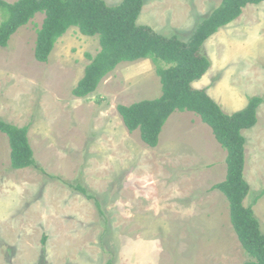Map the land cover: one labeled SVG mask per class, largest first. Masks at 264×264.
Here are the masks:
<instances>
[{
    "label": "rangeland",
    "instance_id": "374dc122",
    "mask_svg": "<svg viewBox=\"0 0 264 264\" xmlns=\"http://www.w3.org/2000/svg\"><path fill=\"white\" fill-rule=\"evenodd\" d=\"M222 1L145 0L139 24L187 41ZM44 19L37 15L0 46V119L29 125L39 167L84 185L105 215L38 169H11L8 137L0 132V264H245L229 202L213 190L226 179L228 153L212 129L193 112H175L158 147H149L139 130L128 131L117 107L161 96L153 61L121 63L94 93L76 97L99 38L71 28L40 63L35 47ZM203 53L212 65L196 83L223 112L243 110L250 96L264 98V2L248 5ZM242 133L249 207L264 190V104L257 125ZM253 210L264 233V194Z\"/></svg>",
    "mask_w": 264,
    "mask_h": 264
},
{
    "label": "trees",
    "instance_id": "16d2710c",
    "mask_svg": "<svg viewBox=\"0 0 264 264\" xmlns=\"http://www.w3.org/2000/svg\"><path fill=\"white\" fill-rule=\"evenodd\" d=\"M264 0H223L193 32L189 40L179 36H164L154 28L139 24L145 0H123L110 6L105 0H18L9 3L0 0V46L8 47L11 38L19 29L28 25L37 15L45 16L37 32L35 58L48 63L57 44L69 29L76 28L83 36L98 37L100 51L85 70L83 79L73 90L79 98L94 93L101 81L124 62L149 59L156 66L162 94L159 98L143 100L130 106L119 105L117 110L130 133L140 131L142 141L157 148L163 128L175 112H193L208 125L227 153L226 179L213 187L227 198L230 218L237 237L249 260L245 264H264V233L253 206L263 196L264 190L249 207L244 202L251 194L245 179L246 138L244 130L258 123V110L264 98L253 96L245 109L231 115L209 96L206 90L193 88L210 70V59L203 53L204 44L221 28L230 25L244 12L248 5H259ZM30 126L18 127L0 119V132L8 137L11 148L10 166L13 170L39 167L29 139ZM66 184L94 200L100 214L104 211L95 195L80 183ZM47 237H44V243ZM105 264H112L108 260Z\"/></svg>",
    "mask_w": 264,
    "mask_h": 264
},
{
    "label": "crops",
    "instance_id": "0c3cea01",
    "mask_svg": "<svg viewBox=\"0 0 264 264\" xmlns=\"http://www.w3.org/2000/svg\"><path fill=\"white\" fill-rule=\"evenodd\" d=\"M196 82H198V81H196ZM196 82H194L193 83V88H195V89H198V90H206L207 91V88H206V85L205 84H203V83H196ZM207 93L209 94V96L211 97V98H213L212 96H211V94H210V92L209 91H207ZM254 96V95H253ZM250 97H252V96H250ZM159 98V97H158ZM214 99V98H213ZM215 100V99H214ZM216 101V100H215ZM217 102V101H216ZM218 103V102H217ZM219 104V103H218ZM220 105V104H219ZM248 105V104H247ZM245 109V108H244ZM241 111V110H240ZM239 112V111H238ZM172 116H174V114L172 115ZM167 126V125H166ZM214 135V134H213ZM227 199V198H226Z\"/></svg>",
    "mask_w": 264,
    "mask_h": 264
}]
</instances>
